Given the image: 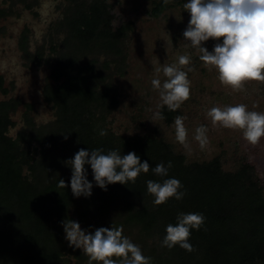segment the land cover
Returning <instances> with one entry per match:
<instances>
[{
    "label": "trees",
    "instance_id": "obj_1",
    "mask_svg": "<svg viewBox=\"0 0 264 264\" xmlns=\"http://www.w3.org/2000/svg\"><path fill=\"white\" fill-rule=\"evenodd\" d=\"M68 1L70 8L64 20L67 35L76 43L53 66L43 94L55 110L56 133L67 137L75 152L81 148H102L105 152L121 149L122 154L133 151L151 168L159 163L167 166L171 161L168 175L181 181L185 195L181 200L170 198L167 203L154 205L146 182L163 178L150 168L135 183L109 184L106 191L93 181L92 194L79 200L85 204L81 206L71 192V168L62 167L60 172L55 168L59 160L67 162L75 152L60 156L54 134L42 136L36 131L32 138L30 133L21 132L10 137L8 131L14 126L11 117L19 103L0 101V264H88L80 249L68 246L61 223L66 218L85 222L93 214L88 211H97L95 216L105 221L103 227L122 226L125 236L136 231L137 245L152 258L151 264H255L264 256V204L260 198L262 183L254 167L243 162L236 171L227 172L218 158L204 164H182L165 142L154 137L121 138L96 132V113L110 95L98 89L103 77L94 62L85 66L82 61L97 49L120 55L118 42L128 27L114 34L107 6L101 0H91L86 7L79 6L77 0ZM163 7L165 4L160 3L154 15ZM6 15L0 9V18ZM210 44L211 39L205 45L209 51ZM1 82L0 78V90L6 94ZM25 108V125L31 129L26 115L29 106ZM161 111L167 124L180 115L178 109L165 107ZM33 144L39 149L38 156L30 150ZM111 210L115 211L112 216ZM179 212H199L205 217L200 229L192 230L190 252L160 243L165 226L175 223Z\"/></svg>",
    "mask_w": 264,
    "mask_h": 264
},
{
    "label": "rangeland",
    "instance_id": "obj_2",
    "mask_svg": "<svg viewBox=\"0 0 264 264\" xmlns=\"http://www.w3.org/2000/svg\"><path fill=\"white\" fill-rule=\"evenodd\" d=\"M77 1L79 6L86 7L91 0ZM101 1L111 17L112 32L117 34L120 28H128L118 42L120 55L97 49L82 61L84 65L94 62L95 70L103 77L98 89L107 90L110 95L109 100L104 101L103 109L96 113L95 131L100 134L101 130H106L107 134L121 138L154 137L165 142L174 158L182 164H204L218 158L224 171L234 172L241 163L248 162L262 183L260 198L264 204V137L256 145L249 144L241 130L213 126L207 117L208 109L213 106L240 103L246 104L249 111L264 112V82L246 81L241 91H232L219 82L214 69L204 67L199 52L183 41L182 33L190 18L183 9L184 0ZM160 3L165 7L154 15ZM69 8L68 0H0V9L7 13L0 18V78L1 87L6 90V94L0 90V101L19 103L18 110L11 117L14 126L8 135L15 138L25 132L34 138L36 131L42 136L54 134L58 154L62 157L64 154L72 156L75 146L61 133H56L58 129L53 125L55 110L45 102L43 94L53 66L61 62L62 54L76 43L67 35L64 19ZM213 45L211 39L210 51ZM185 54L191 57V64L186 66L192 69L188 73L191 89L189 99L178 110L186 117L191 150L175 139L176 117L169 124L163 119H153L160 101L150 83L158 75L156 68L176 63L178 56ZM159 76L163 79L162 73ZM112 100L116 101L115 105ZM25 106H29L26 115L31 129L25 125ZM201 124L208 128V144L203 149L193 139L195 129ZM35 148V144L30 146L31 152L38 156L39 149ZM62 167L70 166L59 160L55 168L60 172ZM88 179L92 181L91 173ZM82 198L78 197L77 202L84 206L79 202ZM88 212L93 214L80 223L82 228L92 226L90 230H94L105 223L95 216L97 211ZM114 212L111 210L110 215ZM71 214L76 217L75 209ZM136 233H126L135 244L139 242ZM255 264H264V256Z\"/></svg>",
    "mask_w": 264,
    "mask_h": 264
},
{
    "label": "clouds",
    "instance_id": "obj_3",
    "mask_svg": "<svg viewBox=\"0 0 264 264\" xmlns=\"http://www.w3.org/2000/svg\"><path fill=\"white\" fill-rule=\"evenodd\" d=\"M183 9L190 17L182 33L183 41L199 52L205 68L215 70L222 85L232 91H241L246 81L264 82V0H184ZM210 38L214 41L211 51L203 46ZM190 64L191 57L185 54L178 56L176 63L156 68L158 75L150 83L160 102L153 112V119H163V108L176 111L189 99L191 81L188 73L192 69L186 66ZM207 117L213 126L241 130L249 144L256 145L264 137V112L249 111L246 104L213 106L208 109ZM185 119L183 115L176 116L175 139L191 150ZM207 132V126L203 124L195 129L193 139L201 149L208 144ZM100 135H107V131L101 130ZM66 163L71 168V192L77 198L91 196L93 181L95 186L106 191L109 184L135 183L141 173H148L151 168L150 163L147 160L141 162L135 152L122 154L121 149L105 152L102 148H81ZM171 167L169 161L167 166L159 163L151 168L156 176L163 178L162 181L146 182L154 205L167 203L170 198L181 200L185 195L181 181L169 177ZM88 168L92 181L88 179ZM59 183L65 188L63 180ZM204 221L203 213L179 212L176 222L165 226L161 246L169 249L179 246L192 251L189 242L192 230H199ZM61 223L68 246L82 250L88 264H151L152 258L144 255L141 247L123 234L122 226L90 230L92 226L82 228L72 219L66 218Z\"/></svg>",
    "mask_w": 264,
    "mask_h": 264
}]
</instances>
